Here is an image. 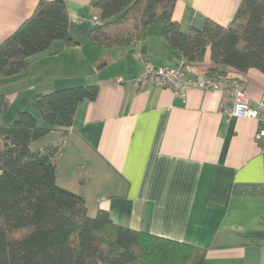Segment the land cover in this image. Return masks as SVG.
<instances>
[{
  "label": "crops",
  "instance_id": "obj_1",
  "mask_svg": "<svg viewBox=\"0 0 264 264\" xmlns=\"http://www.w3.org/2000/svg\"><path fill=\"white\" fill-rule=\"evenodd\" d=\"M40 0H0V43L34 12ZM96 0H65L76 41L55 40L30 57L22 73L0 75V94L11 99L1 121L29 110L38 93L98 84L95 100L82 101L69 134L51 131L33 148L60 143L57 182L86 198L88 213L106 210L133 230L195 244L204 264H264V147L258 121L221 111L222 93L191 88L186 97L154 83L135 85L144 64L181 65L201 78L212 66L185 62L171 48L156 17L142 40L104 46L90 40ZM241 0H177L173 20L187 32L213 20L227 26ZM229 76L244 80L255 105L264 73L251 68ZM14 111L10 112V109Z\"/></svg>",
  "mask_w": 264,
  "mask_h": 264
},
{
  "label": "trees",
  "instance_id": "obj_2",
  "mask_svg": "<svg viewBox=\"0 0 264 264\" xmlns=\"http://www.w3.org/2000/svg\"><path fill=\"white\" fill-rule=\"evenodd\" d=\"M176 2L96 0L93 14L99 20L90 40L130 46L160 17L163 35L185 62L201 63L210 52L207 75L227 77L225 68L264 73V0H241L227 26L209 19L203 29L187 32L173 20ZM69 21L65 0H40L33 14L0 43V75L24 72L30 57L55 40L74 44ZM98 93V84L38 93L33 107L42 122L25 109L10 123L1 116L11 99L0 94V264H204L206 250L195 244L118 225L106 210L89 215L85 196L57 182L55 158L61 144L33 148L51 131L67 136L78 105L95 100Z\"/></svg>",
  "mask_w": 264,
  "mask_h": 264
},
{
  "label": "built area",
  "instance_id": "obj_3",
  "mask_svg": "<svg viewBox=\"0 0 264 264\" xmlns=\"http://www.w3.org/2000/svg\"><path fill=\"white\" fill-rule=\"evenodd\" d=\"M98 16H93L97 22ZM144 64L141 75L134 79L135 85L154 83L160 87L171 89L176 95L186 97L191 88L218 90L222 93L221 111L230 116L252 118L258 121L257 139L264 147V94L252 105L246 92L247 84L244 80L227 76L216 77L203 75L201 78L188 77L183 66L161 65L155 66L139 55Z\"/></svg>",
  "mask_w": 264,
  "mask_h": 264
},
{
  "label": "rangeland",
  "instance_id": "obj_4",
  "mask_svg": "<svg viewBox=\"0 0 264 264\" xmlns=\"http://www.w3.org/2000/svg\"><path fill=\"white\" fill-rule=\"evenodd\" d=\"M119 27H123V26H119ZM117 28H118V27H113L112 29H117ZM14 110H15V109L12 108V109H10V112H11V111H14ZM29 111L35 113V114L37 115V117L39 118V120L42 122V120H41V116H40V113H39L38 110H36L33 106H31V107H29ZM14 112H15V111H14ZM17 115H18V110H16L15 118L17 117ZM15 118H14V119H15ZM14 119H13V120H14ZM2 120H6V119H5V116H3V115H2ZM13 120H12V121H13ZM6 121H7V120H6ZM12 121H11V122H12Z\"/></svg>",
  "mask_w": 264,
  "mask_h": 264
}]
</instances>
